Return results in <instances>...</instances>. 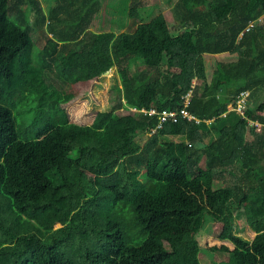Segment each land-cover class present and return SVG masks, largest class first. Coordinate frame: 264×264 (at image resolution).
<instances>
[{"label":"trees","instance_id":"16d2710c","mask_svg":"<svg viewBox=\"0 0 264 264\" xmlns=\"http://www.w3.org/2000/svg\"><path fill=\"white\" fill-rule=\"evenodd\" d=\"M111 1L0 0V264H264V0H179L148 23L134 0L126 31H94ZM114 66L125 103L102 112ZM190 92L195 119L141 112Z\"/></svg>","mask_w":264,"mask_h":264},{"label":"rangeland","instance_id":"374dc122","mask_svg":"<svg viewBox=\"0 0 264 264\" xmlns=\"http://www.w3.org/2000/svg\"><path fill=\"white\" fill-rule=\"evenodd\" d=\"M51 1L54 2V0H51ZM178 1L179 0H142L141 4L143 5V7H160V10H162L165 7H171V6L175 7ZM121 2H122V0H117V3H121ZM114 4H116V0H115ZM113 5L111 7H113ZM154 5H156V6H154ZM51 8L52 7H48V10H50ZM106 9H108V7H103L102 12H100V14L97 16L100 23H102V20L107 21L104 18L108 15V10H106ZM157 14H158V9H156V8L154 10L152 9L151 13L147 14V18H154L155 16H157ZM10 15H11V19L13 21H17L16 18L14 17V15H16L14 11H11ZM263 17L261 18L262 19V22L260 21L261 23H264ZM38 25H40L39 22H37L36 25H33L34 28H33V32H32V37L34 38V40L36 42L35 53H36L37 59L40 57V55L44 51V47H45V38L40 36V34L38 32ZM93 30L94 31H103V30H107V28L104 27V29H102L98 26L96 28L93 27ZM113 30H115V32L120 33L124 30L126 31L127 29L125 28V25L122 24L121 26H118ZM143 68H144V63L141 61L135 67H133V71L138 72ZM113 69L116 73H115V75H113L111 82L108 83L107 81L104 80L105 76L111 74L113 72L112 71ZM113 69L110 72L106 73L102 77V79H101L102 86L96 87L97 89H100L102 91L99 92V91H97V89L94 90L96 93V96L101 101V105L96 107V110H99L102 112L112 111L116 108L120 109L123 106V104L125 103L123 93L120 90V87H122V82L120 79L118 68H117V66H114ZM202 87H203V85L201 84V88ZM219 95H220V97H222V94H219ZM252 101H253V104L255 106L259 105L261 101H264V94H262L260 97H258L255 100H252ZM34 105L35 104L32 103L31 107H33ZM31 107H29V109H26V110H27V113L32 118H34L35 114H36V109H34V108L31 109ZM14 114L17 115L16 110H14ZM150 137H151V134L146 133V134H144L138 138V142L141 145H144ZM249 137L253 138V135L250 133ZM162 141L182 142V141H186V139L184 137L181 139V138H174V137L168 136V137H163ZM244 216H245L244 213L236 215V217L234 219L233 231L236 235H239L241 238H243L245 241H247L248 243L251 244L254 241L257 233L250 226L245 224V222L243 220ZM213 227H214V222L212 221V219L210 217H207V219H206L207 231L211 233ZM200 259H201L203 264H236V261L234 260V258L232 256H229V255L224 254V253L210 252L209 250H207L205 248L201 249V251H200Z\"/></svg>","mask_w":264,"mask_h":264},{"label":"crops","instance_id":"0c3cea01","mask_svg":"<svg viewBox=\"0 0 264 264\" xmlns=\"http://www.w3.org/2000/svg\"><path fill=\"white\" fill-rule=\"evenodd\" d=\"M40 1L42 2V5H43V7H44V9H45V11L47 13L49 11L48 7H55V5H56L55 0H54V2H52L51 0H40ZM133 1L134 0H122L121 3H117V0H116V4H114V2H115V0H114V1L110 2V4H108V6L104 5V7H108V9H106V10H108V15L106 17H104L107 21H103L101 19L102 23H100L99 19L97 18L93 27L96 28V27L99 26L102 29H104V27H106L108 30H113L116 27L121 26L122 24H124L125 28L127 29L128 26H129V23H130L128 10H129L130 5L133 3ZM141 2H142V0L141 1L140 0L137 1L138 5H140V10L139 11H140V13L142 15V18H143L145 23H148V22L152 21L156 17L155 16L154 18H147V14H150L152 9L153 10L155 8L158 9V14H160V13H162L164 11H167L169 9H173L174 8L173 6H171V7H165L162 10H160V7H143ZM112 5H113V7H111ZM154 6H156V5H154ZM158 14H157V16H158ZM261 22H262V19H261ZM113 31H115V30H113ZM124 31H122V32H124ZM117 33H119V32H117ZM95 89H97V88H95ZM171 137L181 138V139L183 138L182 136H177V135L171 136ZM253 138H254V136H253ZM251 140H253V139L251 138Z\"/></svg>","mask_w":264,"mask_h":264},{"label":"built area","instance_id":"2783aa9c","mask_svg":"<svg viewBox=\"0 0 264 264\" xmlns=\"http://www.w3.org/2000/svg\"><path fill=\"white\" fill-rule=\"evenodd\" d=\"M191 97H192V92H190L185 97V100H186L185 106L183 108L176 110V111H166L165 110L163 112H159L156 109H152V110H141V112L151 113V114L160 113L162 121L167 119V118L176 119L178 116H184L185 118L192 120V119H195V117L192 114H190L188 109H187V107L191 101ZM249 97H250V91L242 92L240 95H238L237 103H236V106L234 108L236 111L241 113L244 117H246V109H247L248 104H249ZM132 110L137 111V112L140 111L137 108H133ZM251 125L256 127L258 132H260L264 129V125L259 123V122H256V121H252Z\"/></svg>","mask_w":264,"mask_h":264},{"label":"water","instance_id":"95a60500","mask_svg":"<svg viewBox=\"0 0 264 264\" xmlns=\"http://www.w3.org/2000/svg\"><path fill=\"white\" fill-rule=\"evenodd\" d=\"M113 68H114V67H113ZM113 68H112V69H113ZM112 69H111V70H112ZM111 70H110V71H111ZM110 71H109V72H110Z\"/></svg>","mask_w":264,"mask_h":264}]
</instances>
